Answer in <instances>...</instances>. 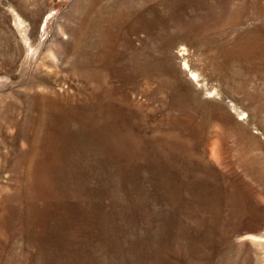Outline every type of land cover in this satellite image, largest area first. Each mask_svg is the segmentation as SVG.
<instances>
[{"label":"rangeland","instance_id":"1","mask_svg":"<svg viewBox=\"0 0 264 264\" xmlns=\"http://www.w3.org/2000/svg\"><path fill=\"white\" fill-rule=\"evenodd\" d=\"M0 264H264V0H0Z\"/></svg>","mask_w":264,"mask_h":264}]
</instances>
